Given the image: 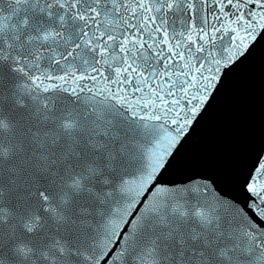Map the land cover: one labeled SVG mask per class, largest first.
Wrapping results in <instances>:
<instances>
[{
	"label": "snow or ice",
	"instance_id": "1",
	"mask_svg": "<svg viewBox=\"0 0 264 264\" xmlns=\"http://www.w3.org/2000/svg\"><path fill=\"white\" fill-rule=\"evenodd\" d=\"M264 0H0V264H264V156L237 200L159 177Z\"/></svg>",
	"mask_w": 264,
	"mask_h": 264
},
{
	"label": "water",
	"instance_id": "2",
	"mask_svg": "<svg viewBox=\"0 0 264 264\" xmlns=\"http://www.w3.org/2000/svg\"><path fill=\"white\" fill-rule=\"evenodd\" d=\"M264 156V34L226 69L190 133L159 177L164 183L210 178L246 199L243 185Z\"/></svg>",
	"mask_w": 264,
	"mask_h": 264
}]
</instances>
